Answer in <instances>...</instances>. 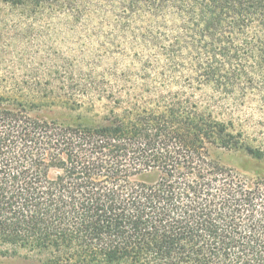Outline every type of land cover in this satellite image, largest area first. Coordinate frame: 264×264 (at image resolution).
I'll use <instances>...</instances> for the list:
<instances>
[{"label":"trees","instance_id":"trees-1","mask_svg":"<svg viewBox=\"0 0 264 264\" xmlns=\"http://www.w3.org/2000/svg\"><path fill=\"white\" fill-rule=\"evenodd\" d=\"M1 11L105 12L137 53L102 88L48 95L0 76V256L264 264V174L214 152L264 161L243 109H264V0H0ZM50 99L62 116L35 114Z\"/></svg>","mask_w":264,"mask_h":264},{"label":"rangeland","instance_id":"rangeland-1","mask_svg":"<svg viewBox=\"0 0 264 264\" xmlns=\"http://www.w3.org/2000/svg\"><path fill=\"white\" fill-rule=\"evenodd\" d=\"M10 14L0 12L1 77L23 79L51 95L56 87L80 90L108 86L106 74H119L133 65L137 53L132 45L136 43L134 38L130 32L122 34L105 12L101 14L104 19L97 20L89 18L87 11L78 21L68 20L64 13L28 21H19ZM52 103L51 99L46 101L47 107L35 114L62 116V104ZM243 109L253 116L247 124L251 127L250 137H258L254 142L264 146V138L260 136L264 133L261 116L264 109L256 103ZM214 152L222 163L249 177L264 174V161L245 151L214 149ZM0 264L17 263L0 256Z\"/></svg>","mask_w":264,"mask_h":264}]
</instances>
